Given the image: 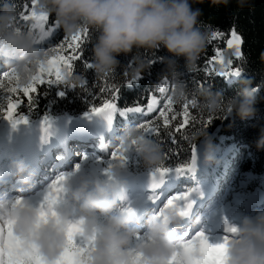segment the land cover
Wrapping results in <instances>:
<instances>
[{"label":"clouds","instance_id":"obj_1","mask_svg":"<svg viewBox=\"0 0 264 264\" xmlns=\"http://www.w3.org/2000/svg\"><path fill=\"white\" fill-rule=\"evenodd\" d=\"M205 0H36L34 11L54 17L56 27L71 38L83 29L97 35L91 48V70L97 78L114 73L121 67L118 59L130 57L127 74L135 79L149 64L138 53L140 50H163L164 73L172 83L173 103H183L188 90L179 70L183 60L185 72L196 67L205 51L209 33L200 26L201 9L193 4ZM212 7H227L232 0H207ZM238 8L248 6L249 0H235ZM27 27L18 24V14L11 0L0 4V62L16 78L20 86L27 85L46 63L48 50L35 43V36ZM135 50V52H134ZM264 57V53H261ZM63 85L70 90L83 86L79 75L65 74ZM255 89L250 78L239 79L237 93L225 99L211 87L197 89L195 99L199 108L208 114L225 111L240 120L249 119L255 112ZM191 143H200L204 165L216 163L212 139L206 130L193 133ZM125 155L134 151L145 169L150 171L163 163V151L156 141L148 139L135 126L126 127L118 139ZM264 148V129L256 142ZM126 163L113 161L109 175L74 173V180L66 182L62 195L54 204L52 215L39 214L27 199L15 207L9 200L0 201V212L11 220L12 235L25 250H34L43 264H57L67 243L68 226L80 223V239L92 240L83 260L86 264H169L177 251L176 231L181 218L174 210L166 218L151 216L140 230L132 225L134 213L120 205L124 183L118 178ZM21 185H26L31 174L22 162L11 164ZM110 177V178H109ZM224 253L225 264H264V209L254 214L241 215L232 225ZM139 237V238H138Z\"/></svg>","mask_w":264,"mask_h":264},{"label":"snow or ice","instance_id":"obj_2","mask_svg":"<svg viewBox=\"0 0 264 264\" xmlns=\"http://www.w3.org/2000/svg\"><path fill=\"white\" fill-rule=\"evenodd\" d=\"M36 0H30L29 4L24 5V11L19 13L18 19L22 22H30V31L35 36V43L37 45L48 42L56 32L55 23H49V17L44 14H36L35 9ZM212 39H219L223 36L221 31H213L211 33ZM89 33L87 29H83L70 39L66 38L58 45L50 47L48 50V59L46 63L37 71V73L31 78L30 82L25 86H20L12 74L11 70H3L0 72V90H3L4 94H0V100L6 99V108L0 107V117L8 120L13 128L18 124L27 123L25 115L18 114V109L22 104L23 98H28L27 108L29 112H32L36 108V97L39 94L41 86L46 88L57 86L60 88L58 95L63 96L64 91L61 85L65 74H74V62L82 60L86 68L91 69V64L83 57V45L89 39ZM242 40L240 35L237 34L235 29L231 31L230 38L226 41L227 49L232 51V55L235 60L239 61L242 57L241 52ZM212 64L213 67L218 64V75L229 78H236L242 75V67L237 65L233 67L234 60L229 58L224 59L223 51L217 49L214 57L207 61L204 71L211 75L212 71L208 65ZM141 77H137L132 80H126L127 87L132 88L139 82ZM87 84L85 80L84 85ZM167 81H163L159 86V92L162 94L164 104L161 108H158L159 100L152 95L146 106L139 104L128 106L126 108H119L118 101L120 97V86L111 84L107 87H101L100 93L103 97V102L100 106H96L92 101V106L89 111L85 113L86 118L91 119L93 116L104 115L108 120L109 125L112 123L113 114H119L122 118H127L129 114H139L140 116H147L150 113L158 112L159 115L153 120H141L138 123H134L133 126L137 128L144 136H157L159 137L161 127H165L168 131L169 138L175 143L177 133L184 135L182 129L187 125H190L193 121L191 115V108L197 106V101L193 97L186 99L183 105V120L174 128L170 127L172 121L177 119V113L173 109V101L170 95L165 94L168 89L164 86ZM206 81H201L200 86L204 87ZM23 94L22 96L20 94ZM93 99L97 98L95 94H90ZM163 118V125L160 123V118ZM51 128V121L47 116H44L40 121V129L42 132V141L47 139L49 135V129ZM103 146V145H102ZM84 160L88 159V156H83ZM196 146L192 148L191 164L185 167L164 166L156 168L151 172V184L152 195L148 198L153 203H156L161 199L165 193H161L159 190L165 184L166 180L170 177L178 178L189 173H194L196 170ZM119 160L122 164L126 163L125 149L123 146H115L114 150L110 153L107 167L104 168V175H109L112 162ZM102 161H97L100 163ZM79 171V165H76L72 173L60 174L56 176L47 186L43 194V199L38 206L39 214L42 217H46L49 213L54 215L52 208L54 204L59 200L60 194L63 192V187L69 176ZM110 178V177H109ZM200 193L198 192V196ZM193 190L188 189L182 192H177L172 195H167L162 207L158 212V217L166 218V213L169 210H174L176 214L182 219L189 215L190 210L193 207ZM122 208L125 212L133 213L131 207L126 203V198L121 195L120 197ZM23 202L22 198H15L10 200L11 207H15ZM81 222H75L68 226L67 229V243L64 253L57 261V264H86L83 260L84 254L90 250L92 240L80 239ZM11 220L7 219L3 212H0V264H43L41 258L34 250H25L21 243L17 241L12 235ZM225 235L222 238V242L216 245L208 243L207 237L203 232H197L190 239L181 237L177 244V251L170 259L169 264H225L224 253L227 243L230 239V234L236 231L234 226H231L225 221ZM139 238V237H138Z\"/></svg>","mask_w":264,"mask_h":264},{"label":"trees","instance_id":"obj_3","mask_svg":"<svg viewBox=\"0 0 264 264\" xmlns=\"http://www.w3.org/2000/svg\"><path fill=\"white\" fill-rule=\"evenodd\" d=\"M4 0H0L2 4ZM30 0H27V3ZM16 12L25 5L26 0H11ZM193 7L201 9L202 15L200 17V26L209 33V39L205 51L201 54L197 61L196 67L191 71L185 72L183 69V60L179 61L180 71L183 73L182 79L188 90V99L195 98L196 91L200 86L201 81H206L204 87H211V90L220 92L225 99L234 96L239 90V79L250 78L252 86L255 89V112L254 115L245 120H240L234 114L230 117H225L226 112L220 111L214 115L202 111L197 102V106L191 108V115L194 118L190 125H187L182 131L184 135L177 133L175 143L169 138L168 131L163 129L159 137H150L151 140L156 141L161 145L163 151L164 166L185 167L191 163L193 146H198L191 143L193 133H198L201 130H206L212 139L213 147L220 143L214 137V132L218 130L219 135L230 137L231 142L235 145V150L232 151L228 158L219 159L222 164L228 165L237 158V153L241 152L245 157L241 160L240 171H250L253 173L254 182H264V148L257 149L256 142L259 139L260 132L264 129V0H249L248 6L238 8L235 0H232L227 7H212L207 0L203 3L193 4ZM49 23H54V17H49ZM87 29V28H86ZM235 29L242 40L241 52L242 59L234 60L233 67L241 66L243 71L240 77L226 79L218 75L219 65L214 67L209 64L208 67L212 71L208 75L205 71V64L211 60L217 49L223 51L224 59H229L228 54L224 51V43L220 46L211 38L213 31H221L223 33L222 39L230 37L231 31ZM89 39L83 45V57L89 63L91 62V48L95 42L97 33L94 30L87 29ZM65 37L62 30L56 27L54 39L56 37ZM135 52V50H134ZM149 64V67L139 76L141 79L134 87L126 86V80H132L127 74L126 68L129 65L130 57L119 56L118 59L121 67L117 68L114 73L105 77L97 78L91 69L85 67L82 60L74 62V75H79L87 84L70 90L65 85L63 86L64 95H58V91L54 88L40 87L39 94L36 97V108L29 112L27 108L28 98H24L22 105L18 109V114L25 115L27 121L43 118L44 116H59L68 115L72 118L84 115L89 111V108L94 103L100 106L103 102V97L100 93L101 87H107L111 84L120 86V97L118 101L119 108L123 109L128 106L139 104L146 106L147 98L150 94H156L158 85L163 81L171 83L163 69L164 64L161 62V57L166 53L163 50L144 51L140 50L138 53ZM90 94H95L97 98L93 99ZM92 101V103H89ZM134 116L129 114L127 118H122L119 114H113V122L125 124L132 121ZM225 145H221L223 150ZM244 148L252 156V161L249 156L244 154ZM223 152V151H222ZM218 154V155H217ZM219 153H215V158H219ZM211 174L213 176L219 175V167H211Z\"/></svg>","mask_w":264,"mask_h":264},{"label":"rangeland","instance_id":"obj_4","mask_svg":"<svg viewBox=\"0 0 264 264\" xmlns=\"http://www.w3.org/2000/svg\"><path fill=\"white\" fill-rule=\"evenodd\" d=\"M28 4L30 7V2H28ZM24 10H25L24 6H22V8L19 11H17L18 16L19 13ZM29 23L30 22H22L21 20L18 19V24L24 27H27ZM65 39L66 37H62V36H60L59 38L56 37L54 39V36H52L48 42L40 44L38 45V47L44 50H49L50 47L58 45L60 42H62ZM215 41L216 44L220 46L222 43L226 41V39H222L221 37L219 39H215ZM3 70H8V69L3 65L2 62H0V72H2ZM63 86L64 85L62 84L61 87ZM159 86L160 85H158L156 94L154 95L159 100V104L157 105V107L161 108L165 101L162 98V94L159 92ZM164 86L168 89V91L163 95H171L172 85L167 82V84H165ZM41 87H46V86H41ZM51 88H54L56 90L60 89L57 86H53ZM0 94H4L3 90H0ZM20 95L22 96L23 94L21 93ZM152 95L153 94H150L148 96L146 106L149 102V99L152 98ZM184 103L185 102L180 104L173 103V109L177 113V119L171 122L170 127L174 128L183 120L182 113H183ZM6 105H7L6 99L0 100V107L6 108ZM158 115H159L158 112L150 113L147 116H140L139 114H136L133 115L134 119L132 121H129L128 123L119 124L113 122L112 120L111 125H109L108 120L104 115L93 116L91 119L86 118L85 114L75 118H72L68 115L49 116L48 118L51 121V128L49 129V135L47 136V139L42 141L41 138V144H44L41 147L44 148L43 152H47L48 155L46 157L51 159L52 165L49 164L47 166H43L42 170H40L39 176L38 177L31 176L29 182L23 186L21 185V182L16 176V172H15V174L13 175L15 178V182L12 184L15 190L11 193L9 192V194H13V196L7 199L8 198L7 196L9 194L2 193L4 196H0V201L2 200L10 201L15 199V196H17V197H21L22 199H27L34 207H38L43 199V194L47 189L48 184L55 178L54 175L57 174L58 176L60 174L72 173L76 165H79V171L75 172L77 174H87L89 172L96 170L97 175H103L104 174L103 170L105 167H107V162L110 153L114 150L115 146H118V139L123 134V130L126 127L133 126L134 123H138L141 120H153ZM41 119L42 118L35 119L32 121H27V123L24 124H18L17 126H19L18 128L20 129L21 133L17 140L19 141L24 137L26 138L27 134H31L30 132L25 133V131L29 128H31L34 132H37V134H39L40 132V137H42V132L40 129ZM65 120H67L65 124V130L61 131L63 126V121ZM160 123L161 125H163L162 117L160 118ZM15 128H13L12 124L8 120H5L3 117H0V169L1 170H6L7 168L11 167V164L13 163L11 161H9V163H7L6 161L1 163V160L3 158L6 157L17 158L20 156L21 158L18 161L24 164L25 162L31 161L33 159H37L36 154L40 155L41 154L40 151H42V149L40 148L35 154V156H32L31 159H29V157H27L24 151L20 149L21 147L19 143H16L17 142L16 141L13 142L14 145L11 146V151L5 152V148L2 145V143L4 142L7 134L10 131L14 130ZM162 128L167 130L163 126L161 127V130ZM81 131H84L83 134L87 135L86 137L85 136L84 137L89 139L87 144L85 145L82 144V140H80V142L78 143L72 144L71 142H77V140L72 139L70 141L69 137H79L77 136V134H79V132ZM66 134H68L69 136H66ZM4 135L6 136L2 141ZM146 137L150 139L149 136ZM214 137L217 138L220 142L219 144L217 143L216 146L214 147V154L215 153L220 154L219 158H215L217 162L207 166L204 165L202 163V158H201L202 148L199 144L196 147L197 159H196L195 172L189 173L187 175L178 178L170 177L169 179L166 180L165 183H169V182L175 183L178 181L177 187L175 189L166 192L165 193L166 195L161 197V199L157 201L156 205L151 206L152 209L150 208L151 210L148 211L144 223L142 227L139 229L141 233L143 232L146 226L145 225L146 220L149 217L154 216L153 215L154 213L155 215H158L159 209L160 207H162V204L164 200L167 198V195H172L177 192H182L188 189L193 190V197H192L194 201L193 207L194 206L197 207L199 205V202L201 201V198L203 199L205 198L204 196L199 197L198 192L200 193V195L204 191L209 192L210 195L213 196V198L206 204V207L200 210L198 214L199 219L189 232H187L186 229L183 230L182 228H179L178 231H176L178 240H180L181 237H184L185 239H190L197 232H203V234L208 239V243L211 245H216L218 243H221V241L218 242V240H213V236L215 238L217 237L218 239L221 236L222 239L225 234L223 233L221 234L219 232H217L216 234L207 233L204 230V227L206 226V224H209L210 222L208 220L209 218L216 215L217 219L218 218L222 219L223 216H225L229 219L230 225L232 226L238 222V219L241 215L244 214L251 215L254 214L258 209H264V182L256 181V180L254 182L252 180L254 179L252 172L240 171L239 168H240L241 160L245 157L242 153H240L241 150L240 152L237 153L236 160L231 163L229 162L228 165L219 162V159L221 158L223 159L228 158L230 153L234 151L236 147L231 142L232 139L230 137L219 135L218 130L214 132ZM76 144L79 145L82 144V145L78 146ZM221 145H225V148L223 150L221 149ZM243 152L245 155L249 156L251 161L253 160L251 154L247 151L246 148H244ZM191 154H192V149H191ZM85 155L88 156L87 160L83 159V156ZM126 158L127 160H126L125 170L120 174L118 178L120 181L127 179L129 177H130L129 179H131V177H135L137 175L151 176L152 171L144 168V166L139 160V157L136 156L134 151H129L126 154ZM43 160L44 159H41V161ZM97 161H102V162L97 163ZM211 167L213 168L219 167L220 169L219 175L217 174L213 176L211 174V169H210ZM37 171L38 169L36 167L33 170V172L36 173ZM1 172L2 171H0V173ZM1 180H3V178L0 175V181ZM73 180H74V176L71 175L68 177L66 181L72 182ZM32 181H34L33 183L36 182L37 185H35L34 187H30ZM28 184L30 185L29 187H27ZM142 187L143 186L141 187L138 186L136 187V189H140ZM255 192L257 193L256 195ZM131 194L132 192L125 193L124 197L126 198L127 205L129 207L133 206L132 210L134 213V217L132 221H135L136 219H139L138 216H136L137 214L136 210L139 208V203L137 202L129 205L130 202L128 199H131ZM61 195L62 193L60 194V196ZM147 202H149L147 206L154 204L151 203L152 202L151 200H148ZM190 211L193 210L191 209ZM187 217H185L186 220L190 219L189 217L188 218Z\"/></svg>","mask_w":264,"mask_h":264},{"label":"bare ground","instance_id":"obj_5","mask_svg":"<svg viewBox=\"0 0 264 264\" xmlns=\"http://www.w3.org/2000/svg\"><path fill=\"white\" fill-rule=\"evenodd\" d=\"M66 122H67V120L63 121V126H62L61 131L65 130ZM18 127L19 126H16V128L14 130L10 131L7 134V136L4 135L2 141L4 140L5 136H6V138H5L4 142L3 143L1 142V143L5 148V152H9V151H11V146L14 145L13 142L17 141L16 143H19V145L21 147L20 149H22L24 151V153L27 155V157H29V159H31L32 156H35L37 151L41 148L42 149V151H40L41 154L40 155L36 154L37 159H33L31 161L24 163L25 167L28 164L26 168L30 172L31 176L38 177L40 170H42V167L47 166L49 164L52 165V161L50 158L46 157L48 155L47 152H43L44 148L41 146H43L44 144H41L40 132H39V134H37V132H34L31 128H29L25 131V133L30 132L31 134H27L26 138L24 137L23 139L18 141L17 139L21 133V131ZM83 132L84 131H81V132H79V134H77V136H79V137H69L70 141L72 139L77 140V142H71V143L75 144V143L80 142V140H82V144H84V145L87 144L89 139L85 138L87 135L83 134ZM66 136H69V135L66 134ZM60 139H59V142H60ZM82 144H80V145H82ZM61 145H62V143H61ZM76 145L80 146L79 144H76ZM23 157H24V155H23ZM67 157H68V155H67ZM20 158H21L20 156L17 158L6 157V158H3L1 160V163H3L4 161H6L7 163H9V161L15 162V161H18ZM41 159H44V160L41 161ZM36 167H37L38 171L36 173H34L33 170ZM57 167H59V166H57ZM8 169H10V170H8ZM0 171H2L0 173V175L3 178V180L0 181V196H4L2 193H8L9 194V192L11 193L15 190V188L13 187L12 184L15 182V178L13 175L15 174L16 171L12 167L7 168L6 170L0 169ZM5 171H7V172H5ZM95 172H97V171L95 170ZM54 176L56 177L57 174H55ZM129 178L122 180V182L124 183V186H125L122 195L124 196L125 193L132 192L131 199H128L130 202V203L128 202L129 205H131L132 203H137V202L139 203V208L136 210V213H137L136 216H138L139 219L137 221H132V225L137 227L138 229H140L144 223V220H145L146 215L148 214V211L152 209L151 206L156 205L157 202L152 204V205L147 206L149 204V202H147L149 200L148 197L150 194H152V189L150 188L151 176H148V175L138 176L137 175L135 177H131V179H129ZM33 182L34 181L31 182V186L28 184L27 187H29V186L34 187L35 185H37L36 182L35 183H33ZM66 182H68V181H66ZM177 182L165 183L159 191L161 193H166L172 189H175L177 187ZM68 183H70V181ZM126 186H129V187H126ZM138 186H140V187L143 186V187L140 189H136V187H138ZM18 191H21V190H18ZM21 193H23V192H21ZM8 194H6V195H8ZM12 196H13V194H9L7 196L8 197L7 199H9ZM200 196H204L205 198L204 199L201 198L199 205L197 207L194 206L192 208L193 211L189 212L188 217L190 219H187V220L185 218L181 219L182 222H181L180 226L177 229H175V231H178L179 228H182L183 230L186 229V231L189 232L194 227V225L197 223V221L199 219L198 214H199L200 210L203 209L204 207H206V204L213 198V196H211L209 192H205V191L201 195H199V197ZM15 198H17V196H15ZM19 198H21V197H19ZM120 203H121V201H120ZM151 203H153V202H151ZM153 215L157 216V215H155V213ZM215 219H217L216 215L209 218L208 220L210 222H209V224H206V226L204 227V230L207 233H212V234H216L217 232H219L221 234L222 233L225 234V231H224L225 221H227V223L230 225L229 219L225 216H223L222 219H219V218L217 220H215ZM210 239H212V238H210ZM213 240H218V242H220V241L222 242L221 236L219 237V239L217 237L215 238L213 236Z\"/></svg>","mask_w":264,"mask_h":264},{"label":"water","instance_id":"obj_6","mask_svg":"<svg viewBox=\"0 0 264 264\" xmlns=\"http://www.w3.org/2000/svg\"><path fill=\"white\" fill-rule=\"evenodd\" d=\"M229 38H230V37H228L227 39H229ZM226 41H227V40H226ZM226 41H225V43H224V51H225L226 54H228V57H229V58L235 59L234 56L232 55V51L229 50V49H227ZM241 46H242V44H241ZM230 116H231V115H228V116H225V117H230ZM126 176H127V174H126ZM256 192H257V191H256ZM256 192H255V195L257 194Z\"/></svg>","mask_w":264,"mask_h":264}]
</instances>
